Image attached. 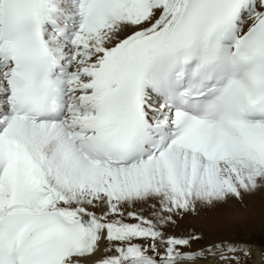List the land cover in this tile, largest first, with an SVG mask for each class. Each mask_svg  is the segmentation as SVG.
I'll use <instances>...</instances> for the list:
<instances>
[{
  "label": "snow or ice",
  "instance_id": "6c2138e0",
  "mask_svg": "<svg viewBox=\"0 0 264 264\" xmlns=\"http://www.w3.org/2000/svg\"><path fill=\"white\" fill-rule=\"evenodd\" d=\"M0 264H264V0H0Z\"/></svg>",
  "mask_w": 264,
  "mask_h": 264
}]
</instances>
